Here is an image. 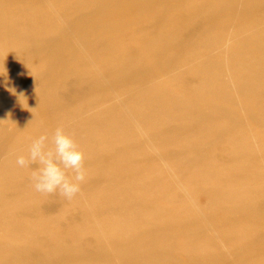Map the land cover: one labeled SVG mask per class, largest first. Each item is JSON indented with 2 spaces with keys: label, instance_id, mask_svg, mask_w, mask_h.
<instances>
[{
  "label": "bare ground",
  "instance_id": "obj_1",
  "mask_svg": "<svg viewBox=\"0 0 264 264\" xmlns=\"http://www.w3.org/2000/svg\"><path fill=\"white\" fill-rule=\"evenodd\" d=\"M58 126L96 251L15 164ZM0 264H264V0H0Z\"/></svg>",
  "mask_w": 264,
  "mask_h": 264
},
{
  "label": "clouds",
  "instance_id": "obj_2",
  "mask_svg": "<svg viewBox=\"0 0 264 264\" xmlns=\"http://www.w3.org/2000/svg\"><path fill=\"white\" fill-rule=\"evenodd\" d=\"M84 153L74 138L62 126L51 134L44 133L17 154L15 164L20 168L32 167L31 183L42 194H59L71 200L86 180Z\"/></svg>",
  "mask_w": 264,
  "mask_h": 264
},
{
  "label": "rangeland",
  "instance_id": "obj_3",
  "mask_svg": "<svg viewBox=\"0 0 264 264\" xmlns=\"http://www.w3.org/2000/svg\"><path fill=\"white\" fill-rule=\"evenodd\" d=\"M184 78L186 80L185 83L190 81L189 78H187V77H184ZM32 167H34V166H32ZM32 167L29 168L30 171H32ZM87 172L89 174V171H87ZM100 175L101 176L98 177L99 181H105V185L106 186L111 184L112 181H114V180H110L109 177H105V175H102V174H100ZM87 180H88V178H87ZM87 180H85V181H87ZM84 187H85V183H83L81 185V189L80 190H82ZM82 193L85 194L84 192H82ZM61 199L63 200V197H61L59 194H54V195L53 194H48L45 197L41 198V200L39 202V206L45 213H49V212L56 213L57 214V219L59 220V221H57V223L59 224V226H56L57 229H59V227H61L62 229H66L67 230L66 232H68V233H70L72 235L74 233L78 234V230L74 229L73 227L71 228L72 224H70V222L67 221L66 216L70 215V217H72L74 219L78 218L79 219L78 221L81 223V226L86 231L83 234V237H82L83 241L85 243V246L87 248H89L90 250H92V251H96V248H93L91 243H92V241L93 242L97 241L98 240V238H97L98 236L92 235L91 231H89L87 229V227L89 225V223H88L89 222L88 221L89 217L93 221L97 220V218H98V216H96L95 213L94 214L90 213L91 209H92V211H96V209L98 207L97 204L91 203V206H92L91 209H87L84 206L81 207L79 204L73 203V202H69V203L65 204L66 207H63L60 204ZM84 211H85V213H84ZM64 214H65V216H63ZM86 215H87L88 218H84ZM90 215H92V216H90ZM106 227H107L106 228L107 231H110V232H114L117 229L115 222L107 223ZM120 228H122V226ZM122 231H123V229H122ZM81 233H82V231H81ZM95 238H97V239H95Z\"/></svg>",
  "mask_w": 264,
  "mask_h": 264
}]
</instances>
